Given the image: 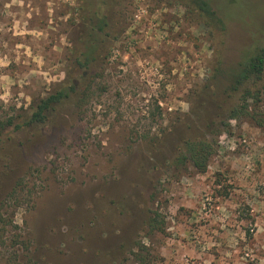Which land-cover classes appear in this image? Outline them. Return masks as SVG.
<instances>
[{"label": "rangeland", "instance_id": "obj_1", "mask_svg": "<svg viewBox=\"0 0 264 264\" xmlns=\"http://www.w3.org/2000/svg\"><path fill=\"white\" fill-rule=\"evenodd\" d=\"M207 1L0 0V264H264V126L215 125L264 0Z\"/></svg>", "mask_w": 264, "mask_h": 264}, {"label": "trees", "instance_id": "obj_2", "mask_svg": "<svg viewBox=\"0 0 264 264\" xmlns=\"http://www.w3.org/2000/svg\"><path fill=\"white\" fill-rule=\"evenodd\" d=\"M188 11L197 12L205 24L210 26L221 25V19L216 15L207 0H186ZM100 28V27H99ZM86 55L79 51V58ZM78 64L80 61H78ZM75 82L70 84V89H74ZM227 98L235 100L229 105L223 119L215 122V125L225 123V120L239 117L250 118L257 126H264V46L255 47L245 51L238 66L230 70V81L227 87ZM66 95L62 90L55 91L47 97L41 98L33 108L28 123L41 122L46 118V112L54 103L60 102ZM10 122V121H9ZM186 156L193 162L194 166L204 172L210 154V142L205 139H186L183 144ZM0 222L4 219L0 214ZM149 226L154 230H162V223L156 213L150 217ZM1 238V237H0ZM147 251L141 243L133 251V255L138 264H148L146 262Z\"/></svg>", "mask_w": 264, "mask_h": 264}]
</instances>
